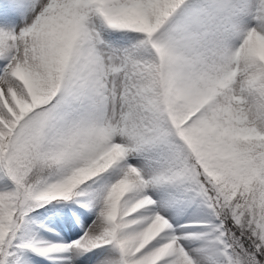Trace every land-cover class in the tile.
<instances>
[{
    "label": "snow or ice",
    "instance_id": "snow-or-ice-1",
    "mask_svg": "<svg viewBox=\"0 0 264 264\" xmlns=\"http://www.w3.org/2000/svg\"><path fill=\"white\" fill-rule=\"evenodd\" d=\"M0 264H264V0H0Z\"/></svg>",
    "mask_w": 264,
    "mask_h": 264
}]
</instances>
